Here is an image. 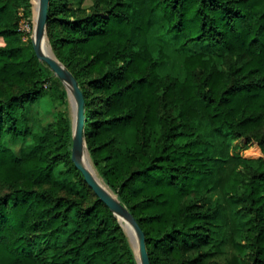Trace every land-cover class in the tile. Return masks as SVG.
<instances>
[{"label": "trees", "instance_id": "16d2710c", "mask_svg": "<svg viewBox=\"0 0 264 264\" xmlns=\"http://www.w3.org/2000/svg\"><path fill=\"white\" fill-rule=\"evenodd\" d=\"M78 1H48L47 36L150 264H264V0ZM31 13V0H0V264H137L71 160L66 90H46L53 71L21 37ZM157 29L198 48L182 78L162 71ZM44 94L56 117L15 153L7 140L30 134L26 106Z\"/></svg>", "mask_w": 264, "mask_h": 264}, {"label": "water", "instance_id": "95a60500", "mask_svg": "<svg viewBox=\"0 0 264 264\" xmlns=\"http://www.w3.org/2000/svg\"><path fill=\"white\" fill-rule=\"evenodd\" d=\"M48 1L49 0H38L37 18L31 36V44L36 57L40 61L48 65V67L63 83L66 89L67 96L74 99L75 103L72 107L73 119L71 122V160L76 168L82 173L85 183L92 189L97 197L108 206L111 212L118 219L120 225L130 238L132 243L137 248L138 253H136V251L134 250L137 264H150L143 230L141 229L133 215L126 208V206H124L120 202L116 194L112 193L104 184L106 187L105 189L85 166L84 156L87 155L88 151L84 136V96L77 83L76 78L67 69V67L57 59L51 48L46 32ZM43 38L48 41L51 49V54H47L43 51L41 46ZM121 218L127 224V230L121 223Z\"/></svg>", "mask_w": 264, "mask_h": 264}, {"label": "rangeland", "instance_id": "374dc122", "mask_svg": "<svg viewBox=\"0 0 264 264\" xmlns=\"http://www.w3.org/2000/svg\"><path fill=\"white\" fill-rule=\"evenodd\" d=\"M92 1L93 0H83L81 2V5L83 7H88L89 5L92 4ZM31 2H32L31 18L30 19H22L20 21V25H19V27L22 31L21 37H22L24 42H26L27 39H31V36L33 33V28L35 26V15H34L33 0H31ZM72 4L74 6H76L79 4V1L78 0H72ZM163 39L164 38L162 36V32L159 31L158 29L153 31L150 35V41L152 42L154 52H156L159 48H162L163 51L166 53L165 62H164L162 71L170 72L173 75H175L179 78H182V76H183V70L181 67L182 58L184 57V55H186V54L190 53L191 51H194L198 48L195 46L182 47L177 39L176 40H169L166 38V41L163 43L162 42ZM216 60H218V59H216ZM218 63H220V61H218ZM220 65H222V63ZM52 75L53 76L51 77V79L44 84V87H46V90H49V87H55V86L65 89L61 80L54 73ZM57 104H58V101L50 99V97L47 94H44L38 100L29 103L26 106V114H27V117L29 119V127H30L31 132H30V134H28L26 136L17 137L14 139H8L7 140L8 146L10 148H12V150L15 153H20V150L22 148L28 147L32 143V135L34 133L41 131V129L45 125H47L48 123H51L52 121H54V119L56 117V106H57ZM72 107L73 106L71 103V99L67 96V100H66V104H65V110H66V113H67L68 117L70 118L71 122L73 119ZM87 157L89 158V161H90L92 167L96 171V169H95V167L91 161L89 153H87ZM96 173L98 174L97 171H96ZM98 176H99V174H98ZM125 234H126V232H125ZM126 236H127V239L129 241L133 251H134L135 250L134 244L132 243V241L130 240V238L128 237L127 234H126Z\"/></svg>", "mask_w": 264, "mask_h": 264}, {"label": "bare ground", "instance_id": "6f19581e", "mask_svg": "<svg viewBox=\"0 0 264 264\" xmlns=\"http://www.w3.org/2000/svg\"><path fill=\"white\" fill-rule=\"evenodd\" d=\"M33 4H34V15H35V22H36V18H37V11H38V0H33ZM35 27V26H34ZM41 46H42V49L45 53L47 54H51V49H50V46H49V43L48 41L43 38L42 40V43H41ZM71 99V103H72V106L74 105V99L73 98H70ZM84 163H85V166L88 168V170L90 171V173L96 178V180L106 189L104 183L102 182L101 178L98 176V174L96 173V171L94 170V168L92 167L90 161H89V158L87 157V155L84 156ZM121 223L124 225V227L126 228V230L128 229L127 228V224L124 222V220L121 218L120 219ZM134 248H135V251L136 253L137 252V248L135 247L134 245Z\"/></svg>", "mask_w": 264, "mask_h": 264}]
</instances>
